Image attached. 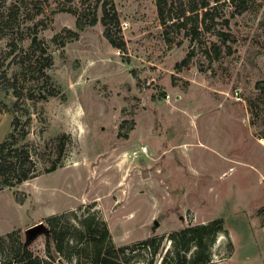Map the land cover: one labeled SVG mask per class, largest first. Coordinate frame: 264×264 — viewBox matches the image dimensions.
<instances>
[{
	"label": "rangeland",
	"instance_id": "374dc122",
	"mask_svg": "<svg viewBox=\"0 0 264 264\" xmlns=\"http://www.w3.org/2000/svg\"><path fill=\"white\" fill-rule=\"evenodd\" d=\"M98 1L0 0V15L19 16L0 32V143L19 118L37 175L0 191V236L16 232L45 259L48 217L66 214L59 224L73 233L96 213L117 246L162 239L137 263L162 264L172 232L222 219L212 264H264V0L234 16L221 2L211 32L194 36L166 31L157 0H112V40ZM79 14L97 23L79 31ZM73 243L72 259L54 264H88Z\"/></svg>",
	"mask_w": 264,
	"mask_h": 264
},
{
	"label": "trees",
	"instance_id": "16d2710c",
	"mask_svg": "<svg viewBox=\"0 0 264 264\" xmlns=\"http://www.w3.org/2000/svg\"><path fill=\"white\" fill-rule=\"evenodd\" d=\"M221 2H228L233 8V16L242 15L250 8L249 0H157L158 17L166 31L169 29L188 30L187 36L197 35L201 30L211 32L212 26L217 23L216 9ZM109 6L114 12L112 16L109 12ZM95 8L96 10L101 9L104 35L112 40L113 31L110 22L112 20H115L117 24L119 22L112 0L98 1ZM17 10L10 9V11L0 15V32H5V29L9 28L8 24L17 21L19 17ZM58 10L77 13L73 7H62ZM96 23L97 18L95 16L86 21L79 14L76 26L79 31H83L87 25H95ZM222 24L228 26L229 20H223ZM67 33L73 35L74 38L79 37V32L67 31ZM1 36H5V33H2ZM230 36L224 31L219 32V37L224 43L230 39ZM36 43L37 39L34 37L31 47H35ZM115 46L123 48L125 43L121 40ZM216 46L213 44V50H216ZM190 56L188 55L179 63V66H189ZM51 88V91L42 97L43 100H47L48 95L56 96L58 94L54 87ZM13 93L15 97H20L16 88H14ZM20 128L19 118L14 116L12 131L0 143V191L5 188H17L37 176L36 165L28 149L27 134L24 129ZM63 147L64 145H61L60 155L53 160L47 169V173H52L61 166ZM18 201L20 204L24 203L21 198H18ZM64 218H68V216L59 214L52 215L46 220L49 226V234L46 236L48 255L45 259L35 255L22 241H16V232L0 236L1 264H54L62 254L65 255V252H68L66 258L71 260L73 255L70 253L76 249L73 242L81 245L80 253L74 254L79 258L84 255L88 264H137L141 255L138 251L139 248L147 250L151 258L156 257L160 252L162 239L156 237L135 245H115L107 224L99 219L96 213L88 212L79 221V225L74 227L73 233H70L68 229L63 230L59 224ZM69 225L72 226L70 222ZM224 233L222 219H215L207 224L189 225L174 231L169 235L171 248L166 251L162 264H212V247L217 237ZM149 263L152 264L153 259Z\"/></svg>",
	"mask_w": 264,
	"mask_h": 264
},
{
	"label": "water",
	"instance_id": "95a60500",
	"mask_svg": "<svg viewBox=\"0 0 264 264\" xmlns=\"http://www.w3.org/2000/svg\"><path fill=\"white\" fill-rule=\"evenodd\" d=\"M42 230H44V224L43 223H39L36 224L32 227H30L27 232L28 234H30L32 237L36 236L38 233H40Z\"/></svg>",
	"mask_w": 264,
	"mask_h": 264
},
{
	"label": "built area",
	"instance_id": "2783aa9c",
	"mask_svg": "<svg viewBox=\"0 0 264 264\" xmlns=\"http://www.w3.org/2000/svg\"><path fill=\"white\" fill-rule=\"evenodd\" d=\"M128 24L127 23H125V26H127ZM120 53V50H118V54ZM142 150L144 151V152H146L147 151V148L146 147H143L142 148Z\"/></svg>",
	"mask_w": 264,
	"mask_h": 264
}]
</instances>
